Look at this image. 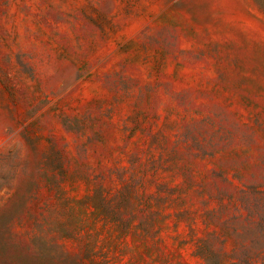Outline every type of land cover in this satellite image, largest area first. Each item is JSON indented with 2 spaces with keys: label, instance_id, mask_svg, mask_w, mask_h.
<instances>
[{
  "label": "rangeland",
  "instance_id": "rangeland-1",
  "mask_svg": "<svg viewBox=\"0 0 264 264\" xmlns=\"http://www.w3.org/2000/svg\"><path fill=\"white\" fill-rule=\"evenodd\" d=\"M0 264H264V0H0Z\"/></svg>",
  "mask_w": 264,
  "mask_h": 264
}]
</instances>
